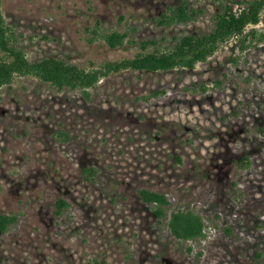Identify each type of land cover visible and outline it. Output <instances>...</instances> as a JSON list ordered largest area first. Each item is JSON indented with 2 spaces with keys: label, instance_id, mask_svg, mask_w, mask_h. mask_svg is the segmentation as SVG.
<instances>
[{
  "label": "rangeland",
  "instance_id": "374dc122",
  "mask_svg": "<svg viewBox=\"0 0 264 264\" xmlns=\"http://www.w3.org/2000/svg\"><path fill=\"white\" fill-rule=\"evenodd\" d=\"M180 1L0 5L29 58L55 55L89 67L132 56L137 46L109 49L99 38L91 42L87 27L126 30L136 41L164 37L168 44L212 28L216 6L205 0H189L204 9L196 21L156 26L154 17ZM251 27L264 32V20ZM241 43L233 36L193 69L111 74L88 89L89 98L32 76L1 86L0 213L18 219L0 231V264H264V234L257 228L264 213V137L255 130L264 125V42L247 49ZM203 82L206 91L185 89ZM161 89L151 101L137 99ZM58 130L70 139H55ZM244 154L251 164L239 168ZM89 166L98 170L96 182L82 174ZM141 188L166 194L168 216L184 207L200 212L215 233L205 242H179L141 201ZM60 197L70 205L56 214Z\"/></svg>",
  "mask_w": 264,
  "mask_h": 264
},
{
  "label": "trees",
  "instance_id": "16d2710c",
  "mask_svg": "<svg viewBox=\"0 0 264 264\" xmlns=\"http://www.w3.org/2000/svg\"><path fill=\"white\" fill-rule=\"evenodd\" d=\"M215 4L216 9L211 17L212 28L208 32L183 33L173 37V44L165 43L164 37L145 38L136 41L129 37V33L111 29L100 31L98 27L89 28L94 40L99 38L105 42L109 49L125 47L127 42L137 46L136 52L129 57L104 60L99 64L90 61L89 67L81 66L63 57L50 55L39 59L28 57L24 48L19 45V39L15 28L9 25L3 15L0 5V87L10 84L16 76H32L40 82L57 91L81 90L86 98H89V88L95 87L98 82L111 74L126 70L144 72H168L174 69H193L198 63L205 62L214 55L221 46L235 35L241 36L243 49L256 48L264 42V32H259L255 26L264 20V0H205ZM204 9L192 6L189 0H181L176 4H168L154 17L158 27H170L179 24H188L196 21ZM216 85L220 81H215ZM209 87L205 82L202 85L193 83L185 87L194 92L206 91ZM165 93L164 89L153 91L149 94L137 97L139 100L151 101ZM256 132L264 137V125L259 126ZM55 139L68 141L70 136L63 130L54 133ZM178 161L180 157H178ZM236 164L239 168H248L251 164L248 154L242 155ZM97 168L84 167L82 174L89 182H96ZM143 203L152 207L157 222L166 226L170 234L179 242H198L207 238L205 232L206 220L203 215L189 207L178 208L168 216L170 201L165 193L141 188L138 190ZM56 214H60L69 207L70 203L64 198H58L55 202ZM218 217V215H215ZM14 213H0V231H8L16 222ZM264 227V223L257 225L258 229ZM225 232L233 233V228L225 226ZM186 251L191 253L193 246L188 244ZM202 251L197 252L201 256ZM261 252L256 257H261ZM90 264H104L98 259H92Z\"/></svg>",
  "mask_w": 264,
  "mask_h": 264
},
{
  "label": "built area",
  "instance_id": "2783aa9c",
  "mask_svg": "<svg viewBox=\"0 0 264 264\" xmlns=\"http://www.w3.org/2000/svg\"><path fill=\"white\" fill-rule=\"evenodd\" d=\"M196 202H198V201H195V204H196ZM219 214L222 215L223 213L219 212ZM236 217H237V213L236 212L231 213V216H230L231 219L236 218ZM260 222L264 223V213L259 215L258 223H260ZM205 232L207 233L208 236H207V238L202 239L201 242H205V240H207L210 235L215 233V227L213 225L207 223L206 228H205ZM258 232H260L261 234H264V227L261 228V229H258ZM241 234H242L241 236L249 237L248 238L249 240H251V238H252L251 234L245 232L244 230L242 231Z\"/></svg>",
  "mask_w": 264,
  "mask_h": 264
}]
</instances>
